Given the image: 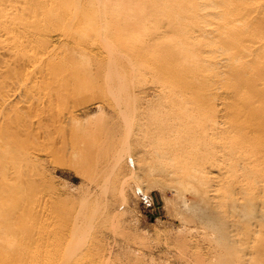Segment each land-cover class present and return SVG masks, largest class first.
Returning <instances> with one entry per match:
<instances>
[{
  "label": "rangeland",
  "instance_id": "obj_1",
  "mask_svg": "<svg viewBox=\"0 0 264 264\" xmlns=\"http://www.w3.org/2000/svg\"><path fill=\"white\" fill-rule=\"evenodd\" d=\"M52 1L38 6L35 0H5L12 6L9 18L21 20V27L40 23L38 46L47 42V48L55 45L58 53H73L77 65L62 74L63 81L46 82L44 91L33 94L37 99L30 92L28 100L6 101L4 111L12 126L14 118L19 120L15 114L27 122L45 117L52 123L48 126L52 133L29 140L19 166L9 163L0 144V192L8 199L0 204L4 211L0 212V264H226L223 245L217 241L219 229L235 234L242 231L243 222L233 219V210L224 208L222 197L215 198L216 182L206 188L183 174L164 175L159 169L167 165L151 159L152 147L131 146L135 107L141 101L152 108L167 104L158 97V76L148 67L130 70L126 66L122 72L109 66L108 53L117 57L118 46L126 40L106 33L110 31L104 29L102 0ZM51 8L66 9L58 15L71 17L72 23L45 20L44 15L55 11ZM62 29L72 32L79 49L72 48L71 39L66 41ZM145 36L138 32L133 40ZM104 37L113 49L104 48ZM69 72L78 78L66 81ZM7 92L0 82V96ZM120 109L127 110L126 118ZM59 116L63 118L57 122ZM122 117L131 121L125 123ZM1 124L11 130L6 121ZM184 160L172 158L165 163L184 166ZM218 167L211 170L216 172ZM13 185L23 188L21 201L10 195ZM233 197L234 204H245L237 192ZM19 201V208L11 210ZM236 243L245 247L243 239ZM26 247L25 256H20Z\"/></svg>",
  "mask_w": 264,
  "mask_h": 264
},
{
  "label": "bare ground",
  "instance_id": "obj_2",
  "mask_svg": "<svg viewBox=\"0 0 264 264\" xmlns=\"http://www.w3.org/2000/svg\"><path fill=\"white\" fill-rule=\"evenodd\" d=\"M47 1L53 2L35 0V3L42 6ZM102 2L104 29L108 28L112 34L106 33L126 40V44L118 46L117 57L108 53L107 63L122 72L126 66L130 70L146 67L153 70L158 76L155 84L159 88V100L167 103L152 108L141 101L135 107V125L130 127L131 146L152 147L148 152L152 154L151 159L156 157V161L167 165L159 169L164 175L183 174L184 179L190 178L206 188L216 182L219 187L214 189L218 192L215 198L222 197L224 208L233 210V219L243 222L242 231L235 234L219 229L217 241L223 245L226 264H236L240 257L241 264H264V0ZM11 7L0 0V82L9 89L6 98L0 96V124L6 121V128L11 129L8 131L0 125V144L9 163L19 166L26 156L28 141L37 134L45 137L47 131L51 132L48 126L52 123L45 117L27 122L15 114L19 120L14 118L12 126L13 121L4 111L6 101L17 97L16 104L22 98L28 100L30 92L38 95V91L45 90L46 82L63 81L62 74L77 64L73 53L70 56L58 53L55 45L47 48V42L45 46H38L40 23L31 22L30 27H21V20L9 18ZM53 9L55 11L44 15L45 20L72 23L71 17L58 15L59 11L65 14L66 9L49 11ZM62 30L66 41L71 39L72 48L79 49L72 32ZM138 32H145L146 36L135 41ZM107 40L104 48L111 45L106 46ZM161 48L164 51L159 53ZM68 76L66 81L74 76L78 78L73 72ZM69 88L66 85L65 89ZM12 106L15 109V105ZM124 110L119 111L126 118L128 112ZM62 118L59 116L57 122ZM125 118L121 120L131 121ZM124 121V131L128 134V124ZM182 157L184 166L165 163ZM217 166V171L213 172L211 168ZM220 169L225 172L223 176ZM200 188L204 193L203 187ZM9 190L10 195L18 199L24 197L21 186L13 185ZM235 192L245 204H234L237 202L233 197ZM5 195L0 192V204L8 200ZM20 201L14 203L11 210L18 209ZM2 231L6 233L5 229ZM241 239L245 240V247L240 248L236 241ZM26 249L20 256H25Z\"/></svg>",
  "mask_w": 264,
  "mask_h": 264
}]
</instances>
